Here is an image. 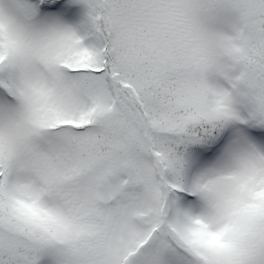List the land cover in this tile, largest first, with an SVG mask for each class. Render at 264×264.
Wrapping results in <instances>:
<instances>
[{"label":"snow or ice","instance_id":"obj_1","mask_svg":"<svg viewBox=\"0 0 264 264\" xmlns=\"http://www.w3.org/2000/svg\"><path fill=\"white\" fill-rule=\"evenodd\" d=\"M0 264H264V0H0Z\"/></svg>","mask_w":264,"mask_h":264}]
</instances>
